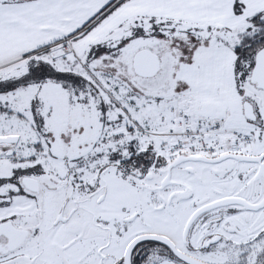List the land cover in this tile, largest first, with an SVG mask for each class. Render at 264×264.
Returning a JSON list of instances; mask_svg holds the SVG:
<instances>
[{"label":"snow or ice","instance_id":"snow-or-ice-1","mask_svg":"<svg viewBox=\"0 0 264 264\" xmlns=\"http://www.w3.org/2000/svg\"><path fill=\"white\" fill-rule=\"evenodd\" d=\"M0 264H264V0H0Z\"/></svg>","mask_w":264,"mask_h":264}]
</instances>
